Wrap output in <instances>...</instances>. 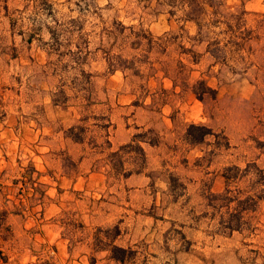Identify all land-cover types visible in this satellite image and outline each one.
<instances>
[{
    "label": "rangeland",
    "instance_id": "rangeland-1",
    "mask_svg": "<svg viewBox=\"0 0 264 264\" xmlns=\"http://www.w3.org/2000/svg\"><path fill=\"white\" fill-rule=\"evenodd\" d=\"M251 163L264 0H0V264H264Z\"/></svg>",
    "mask_w": 264,
    "mask_h": 264
},
{
    "label": "trees",
    "instance_id": "trees-1",
    "mask_svg": "<svg viewBox=\"0 0 264 264\" xmlns=\"http://www.w3.org/2000/svg\"><path fill=\"white\" fill-rule=\"evenodd\" d=\"M190 20H192V17H189ZM63 34V33H62ZM196 131L199 132V135ZM188 134L192 136L195 142H200L205 139L206 136L212 134L211 129L205 127V126H197V125H191ZM77 140V139H76ZM244 172V175H241L240 173ZM255 172V174H254ZM251 175V182L253 185L251 196L248 198L250 201H253V203H258L261 201H264V171L260 169L256 163L248 164V166L245 169H241L237 166L229 167L225 170V179H226V189L223 195H221L224 198V201L226 203H232L234 200H236L234 194V190L232 189V186L238 184L241 180L248 178L247 176ZM249 180V181H250ZM260 186V187H259ZM260 188V189H259ZM242 211H238L236 213H231L229 215L228 221H222L220 224L222 226V229L227 230L229 233L224 234H232L235 231H240L242 229V222L241 219ZM114 259L120 261L121 263H124V255L127 253V250L120 247H114L112 250Z\"/></svg>",
    "mask_w": 264,
    "mask_h": 264
},
{
    "label": "crops",
    "instance_id": "crops-1",
    "mask_svg": "<svg viewBox=\"0 0 264 264\" xmlns=\"http://www.w3.org/2000/svg\"><path fill=\"white\" fill-rule=\"evenodd\" d=\"M121 247H124L125 245H120ZM108 253L110 254V251H108Z\"/></svg>",
    "mask_w": 264,
    "mask_h": 264
}]
</instances>
